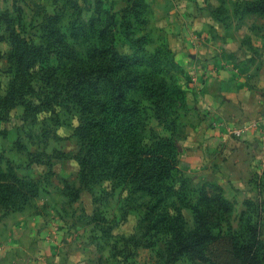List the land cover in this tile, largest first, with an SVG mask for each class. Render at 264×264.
I'll return each mask as SVG.
<instances>
[{"label": "trees", "instance_id": "obj_1", "mask_svg": "<svg viewBox=\"0 0 264 264\" xmlns=\"http://www.w3.org/2000/svg\"><path fill=\"white\" fill-rule=\"evenodd\" d=\"M93 3L87 8L91 10L88 19H70L63 26L59 24L67 8L45 12L40 43L12 30L15 44L10 62L21 88L9 107L21 104L29 112L30 105L35 111L47 108L51 114L58 113V108L76 111L81 148L73 158L81 184L93 192V203L97 200L93 185L110 180L109 190L103 192L118 196L120 210L142 211L137 229L146 239L139 240V245L160 242L167 263L189 256L217 264L218 256L207 253L211 254L210 244L222 238L220 222H211V215L188 202L189 179L179 167L178 114L186 110L187 93L176 73L184 70L166 43L147 48L152 39L143 16L145 1L128 0L120 11L104 7L102 0ZM244 4L246 13L264 16V0H244ZM121 33L130 53L116 47ZM32 82L39 85L33 87ZM25 93L37 102L26 100ZM148 110L168 129L167 134L151 129L146 137ZM201 186L199 198L212 214L232 210L220 184L207 180ZM38 191L34 179L0 170V206L6 213L23 210ZM185 207L198 212L193 228L184 217ZM230 241L229 264H264L259 255L263 242L239 243L235 237Z\"/></svg>", "mask_w": 264, "mask_h": 264}, {"label": "rangeland", "instance_id": "obj_2", "mask_svg": "<svg viewBox=\"0 0 264 264\" xmlns=\"http://www.w3.org/2000/svg\"><path fill=\"white\" fill-rule=\"evenodd\" d=\"M93 1L0 0V35L3 37L0 40V170L17 174L19 177L32 178L39 187L38 195L29 201L24 211L6 213L0 206V264H51L47 262L51 260L48 252L56 250L66 238L71 239V246L75 251L83 252L91 264H210L189 256H180L176 261L167 263L166 252L162 251L160 242L151 247L139 245V240L146 239L137 229L142 211L133 209L127 214L120 210L118 196L111 197L103 192L104 189L109 190L110 180L93 185L92 191L97 199L96 203H93V192L81 184L79 165L73 158L81 148V138L76 135L78 132L75 129L79 125V114L76 111L68 112L58 108V113L51 114L47 108L35 111L30 105L29 112L25 111L24 105L21 104L9 107L16 101L21 88L14 66L10 62V54L15 44L12 30L15 29L21 36L40 43V26L44 21L45 12L52 14L54 8H67V16L59 24L63 26L70 19H88L91 10L87 8L89 4L94 6ZM102 1L104 7L112 6L116 11L122 10L128 3V0ZM143 1L148 5L143 16L147 19L146 27L152 39L147 48L153 49L166 43L173 50L174 33L180 34L182 31L185 36L190 35V29L180 28L179 22L183 20L182 13L196 6L195 1ZM197 1L198 5L200 2L204 4L202 6L214 19L226 25L232 20L230 26L234 27L243 18L251 15L253 17L249 22L264 29V16L246 13L244 0ZM79 8L83 9L82 13H79ZM168 13V18L158 20L159 16ZM76 23L78 24V21ZM137 33H140V30L137 29ZM116 47L121 53L131 52L123 33L118 34ZM176 76L187 93L184 71L177 72ZM38 85L39 83L32 82L33 87ZM25 97L26 100L37 102L28 93H25ZM193 110L194 103L189 102L187 95L186 110L180 109L178 114L180 123L176 139L181 148L186 143L190 125L194 121ZM146 114V137L150 136L151 129L162 134L168 133V129L160 124L152 110H148ZM182 171L189 179L188 202L194 204L199 212L205 211L211 215V222H220L222 238L211 243V254L207 253L210 257L212 254L218 256L214 259L217 264L230 262L226 252L230 248V237H235L239 243H264L263 177L254 176L253 190L247 187L243 192H239L230 189L225 191L223 188L224 195L232 203V210L228 213L212 214L202 198H199L201 185L207 180H197L193 175ZM207 189L212 192L210 187ZM245 190H250V193ZM77 193L78 197H75ZM183 213L188 226L195 227L198 212L185 207ZM213 232L216 233V229ZM38 237L43 239L34 249L35 257L29 261L24 257V252L28 249L22 246V242H34ZM64 249L62 256L70 247L65 245ZM259 255L264 263V248L259 249ZM80 258L82 255L80 257L78 254L76 259ZM58 262L60 264L62 260L58 259Z\"/></svg>", "mask_w": 264, "mask_h": 264}, {"label": "crops", "instance_id": "obj_3", "mask_svg": "<svg viewBox=\"0 0 264 264\" xmlns=\"http://www.w3.org/2000/svg\"><path fill=\"white\" fill-rule=\"evenodd\" d=\"M193 1L196 6L182 13L179 22L180 28L187 27L191 33H174L172 46L184 69L189 102L194 103V121L186 143L179 147V166L197 180L220 184L225 191L253 190L254 176L264 178V140L258 123L264 112V29L249 22L251 15L231 27L232 20L226 25L214 19L202 2L199 6ZM237 130L239 135L234 133ZM42 239L22 242L29 261ZM66 239L48 252L51 260L47 262L91 264ZM65 245L70 250L62 256Z\"/></svg>", "mask_w": 264, "mask_h": 264}, {"label": "built area", "instance_id": "obj_4", "mask_svg": "<svg viewBox=\"0 0 264 264\" xmlns=\"http://www.w3.org/2000/svg\"><path fill=\"white\" fill-rule=\"evenodd\" d=\"M258 123L260 125V130H259V134L262 140H264V112L262 113V115H260L259 119H258ZM235 134H239V131H235Z\"/></svg>", "mask_w": 264, "mask_h": 264}]
</instances>
